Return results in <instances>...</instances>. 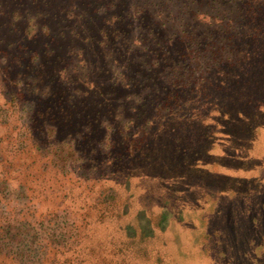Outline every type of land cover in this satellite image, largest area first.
I'll use <instances>...</instances> for the list:
<instances>
[{
  "label": "rangeland",
  "instance_id": "obj_1",
  "mask_svg": "<svg viewBox=\"0 0 264 264\" xmlns=\"http://www.w3.org/2000/svg\"><path fill=\"white\" fill-rule=\"evenodd\" d=\"M48 1L19 0L24 11L7 6L0 16L6 26L0 30V226L9 230L6 253L29 233L35 242H69L76 213L97 208L104 214L101 232L112 242V256L119 262L123 254L118 251L130 249L131 256L147 258L133 264H264V110L254 109L264 102V94L252 93V127L244 123L245 115L234 122L218 106L230 102L232 92L253 90V82L229 87L196 64L182 69L177 62L155 65L157 54L145 58L152 46L140 42L137 32L122 48L134 68L107 55L102 64L109 72L101 73L93 57L88 64L83 57L74 60L64 54H72V35L84 32L82 19H71L84 15L72 12L76 7L60 9L70 1L59 2L53 11L68 27L44 29ZM164 35L171 38L167 31ZM104 36L98 35V44ZM89 68L92 79L71 86L73 101L64 102L61 110L38 97L51 76L54 87L62 86L71 84L72 77L85 76ZM28 84L30 90L35 88L34 97H18ZM185 104L213 126L207 137L202 124L187 125L180 112ZM162 106L177 114H168ZM42 129L50 141L40 151L35 145L43 138ZM164 131L171 136L173 132L180 144ZM202 146L209 151L190 157L189 162L197 161L196 169L185 182L186 167L177 148ZM217 160L252 170L238 171L247 179L234 181L228 176L216 179L198 168ZM164 166V172H171L164 175Z\"/></svg>",
  "mask_w": 264,
  "mask_h": 264
},
{
  "label": "trees",
  "instance_id": "obj_2",
  "mask_svg": "<svg viewBox=\"0 0 264 264\" xmlns=\"http://www.w3.org/2000/svg\"><path fill=\"white\" fill-rule=\"evenodd\" d=\"M64 1L70 2L64 4L60 9L67 8L69 10L70 8L72 11L71 8L76 7L72 12L76 11L77 13L79 11L80 15H84L83 17L78 16L77 19H71L73 21L82 19L80 23L84 27V32H77V36L72 35L74 38L70 46L72 54L64 51V54L71 56V59L76 60L78 57H83L88 64H92L90 58L93 57L98 61L97 69L99 72L103 73L104 71L105 73L109 72V69L102 64V60L108 55L109 60H115L117 64L126 61L130 64L127 69L131 70L134 65L129 59V54L125 53L122 48L133 37V32H137L141 39L140 42L150 44L153 47H148L145 51L147 53L146 59L151 53L158 56L162 52L161 57H155V65L160 62H169L170 64L177 62L176 64L182 69L196 64L199 70H209L208 72L219 76L224 84L229 87L232 83L239 86L242 81L253 82V90L246 88L232 92L230 95L233 97L230 102H225V104L221 102L218 106V110L225 116L228 114V116L233 117L234 122H236L235 119L238 120L242 115H245L244 123L247 126L250 124L252 127L251 116L248 115L250 114L249 108L255 101L252 93L254 91L257 94H264V0H49L46 4L47 9L43 8V11L48 13L45 17L46 21L42 24L44 29L52 30L53 25L56 24L62 25L64 28L68 27L69 23L58 19L53 11L55 4ZM0 5L2 6H0V16L6 13L7 6L15 7L18 9L17 11H24L23 4L19 0H8L7 2L0 0ZM91 11L93 12L92 19L90 17ZM5 27L0 23V30L4 31ZM17 28L15 27V29ZM166 31L171 38H164ZM171 32H176V34L171 35ZM101 33L105 34L104 42L98 44V35ZM121 40L123 41L121 42ZM26 45V43H22V46ZM72 48L74 49L72 50ZM106 48H108L107 52L105 51ZM53 52L54 50H51L50 53L53 54ZM38 57L39 54H36L35 60H38ZM56 61H59L58 56L55 57L53 63H57ZM222 68L225 70L220 72L219 70ZM230 68L237 70L227 73L226 69ZM84 70L87 71L84 73L86 77L83 75L72 77L68 81L71 84L64 83L57 87L53 86L55 76H51V81L43 84L47 86L40 90L38 97H44V100L51 102L52 104L48 102V105L52 106V109L55 106L56 111L61 110L65 105L64 102L73 101L70 93L71 86L92 79L91 69ZM135 70L136 74L140 72L137 68ZM124 73L126 79H129L130 72ZM135 77L138 79L140 74L138 77L135 75ZM259 81L260 83H258ZM29 87L30 84L22 88L17 94L18 97L33 98L35 88L30 90ZM28 108L30 109V105ZM161 109L166 112L170 111L168 114H177L175 109H171V107L162 106ZM254 109L256 111L264 110V102L259 105L254 104ZM180 112L184 114L183 117L187 120V125L202 124L207 137L206 131L209 130L208 128L212 129L213 126L205 124L204 117L198 115L195 110H191L189 104L183 105ZM47 127L46 124L45 128ZM53 127H57V125L54 124ZM164 133L168 135V138L173 137L175 139L173 132H171L172 136L166 131ZM41 135L43 138L39 139L40 144L35 146L36 150L43 151L48 147L50 140L46 130L42 129ZM175 141L180 144L178 140L175 139ZM200 142L204 144L201 139ZM164 148L161 147V150ZM167 149L165 148V150ZM207 150L209 151L206 146L189 150L177 148L180 159L186 167V172L183 174L185 182L190 176L189 171L196 169L194 165L197 161L189 162L190 157H200L203 152L207 154ZM247 155L248 158H255L250 153ZM174 162V166L178 165V162ZM165 168L164 166L162 170L164 175L171 172H164ZM198 168L210 173L206 167L199 166ZM215 176H217L216 179H219L218 176L222 177L223 175ZM229 178L234 181L246 180L241 177ZM79 211L80 214L76 213L78 221L74 222L69 242L48 239L45 244L35 242L32 234L29 233L23 237V240L20 236V240L16 241L15 249L6 253L9 243L5 241V231L9 233V230L0 226V264H133L135 259H142L141 254L138 258L131 256L130 249H120L118 253H122L123 258L120 262L114 260L116 258L114 255L112 256L114 253L112 252V242L101 232V220L104 218V214L99 212L97 208L91 210L94 215L90 213L91 211L88 214H84L83 210ZM124 235L126 240L130 238L127 233ZM61 238H64V235L61 234ZM129 243L130 241H126L125 244L129 246ZM141 251L146 253V247H142Z\"/></svg>",
  "mask_w": 264,
  "mask_h": 264
},
{
  "label": "crops",
  "instance_id": "obj_3",
  "mask_svg": "<svg viewBox=\"0 0 264 264\" xmlns=\"http://www.w3.org/2000/svg\"><path fill=\"white\" fill-rule=\"evenodd\" d=\"M237 160H239V159H237ZM246 161L247 160L245 159V162ZM216 162H219L222 164H219ZM231 162L234 163L233 158L231 159ZM213 167H215V168H213ZM247 169H249V168H246L245 166L244 167H238V168H232L228 163L226 164V163L221 162L220 160H217L213 164L209 165L207 170L210 171V173H213L215 175H223V176H228V177H241L242 178V177H245V176H243L245 174H242V173H245V172L252 170L251 168H250V170H247ZM238 171H243V172L237 173ZM244 179H247V178H244Z\"/></svg>",
  "mask_w": 264,
  "mask_h": 264
}]
</instances>
